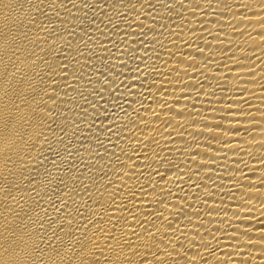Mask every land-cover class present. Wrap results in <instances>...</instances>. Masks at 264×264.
Listing matches in <instances>:
<instances>
[{
    "label": "bare ground",
    "instance_id": "6f19581e",
    "mask_svg": "<svg viewBox=\"0 0 264 264\" xmlns=\"http://www.w3.org/2000/svg\"><path fill=\"white\" fill-rule=\"evenodd\" d=\"M0 264H264V0H0Z\"/></svg>",
    "mask_w": 264,
    "mask_h": 264
}]
</instances>
